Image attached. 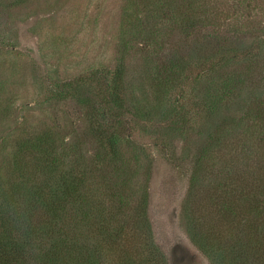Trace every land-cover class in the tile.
I'll use <instances>...</instances> for the list:
<instances>
[{"label": "rangeland", "instance_id": "rangeland-1", "mask_svg": "<svg viewBox=\"0 0 264 264\" xmlns=\"http://www.w3.org/2000/svg\"><path fill=\"white\" fill-rule=\"evenodd\" d=\"M261 117L264 0H0V183L17 144L43 135L60 170L79 162L98 195L112 185L131 227L146 193L168 264L242 252Z\"/></svg>", "mask_w": 264, "mask_h": 264}, {"label": "trees", "instance_id": "trees-1", "mask_svg": "<svg viewBox=\"0 0 264 264\" xmlns=\"http://www.w3.org/2000/svg\"><path fill=\"white\" fill-rule=\"evenodd\" d=\"M109 104H102L104 114ZM258 120L263 123L264 118ZM256 131L264 136V130ZM44 139L42 135L18 143L11 182L6 187L0 183V264H168L151 235L146 193L134 205L133 224L138 226L131 227L130 219L116 217L123 202L112 185H103L105 192L98 195L87 173L77 172L79 162L60 170L52 145H45ZM108 146L116 155L115 140ZM22 152L32 166L19 164ZM252 171L255 168L243 172L242 183ZM261 182L255 184L263 188L258 198L242 193V240H236L242 252L232 264H264ZM134 243L141 245V252L134 251Z\"/></svg>", "mask_w": 264, "mask_h": 264}]
</instances>
